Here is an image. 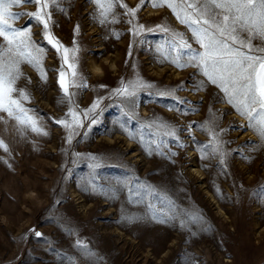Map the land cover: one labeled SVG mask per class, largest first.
Instances as JSON below:
<instances>
[{"label":"rangeland","instance_id":"obj_1","mask_svg":"<svg viewBox=\"0 0 264 264\" xmlns=\"http://www.w3.org/2000/svg\"><path fill=\"white\" fill-rule=\"evenodd\" d=\"M123 3L139 7L134 23L145 28L136 36L119 7L118 22L109 15L101 24L92 0L50 6L51 34L78 48L85 86L69 89L71 103L59 86L60 53L42 26L27 15L13 25L44 49L41 70L21 63L15 85L41 131L0 112V264H264V140L200 70L171 62L174 37L158 25L203 49L167 7ZM91 56L104 77L88 70ZM121 80L143 83L123 97L113 94ZM94 102L69 143L59 121Z\"/></svg>","mask_w":264,"mask_h":264},{"label":"snow or ice","instance_id":"obj_2","mask_svg":"<svg viewBox=\"0 0 264 264\" xmlns=\"http://www.w3.org/2000/svg\"><path fill=\"white\" fill-rule=\"evenodd\" d=\"M100 10L103 24L113 15L117 7L124 10L123 14L130 17L128 23L133 25L132 35L136 36L145 26L134 23L138 8H130L123 0H92ZM57 0H0V112L15 119L18 124L31 128L33 132H40L30 110L23 107V101L29 99L27 93L15 87L16 81L22 76L21 63L41 70L44 49L36 46L31 40L30 30L17 29L13 25L22 15L33 18L43 28L44 39L57 53L62 61L59 71V86L71 103L70 88L85 86L78 83L76 70V55L78 48L69 49L63 46L49 30L51 21L50 6ZM152 7H167L177 21L191 32V38L203 51H193L191 45L184 38V34L158 25L164 32H171L174 37L172 51L177 56L172 63L180 69L186 66L195 67L224 93L226 102L248 120V127L258 133L264 140V46H256L253 40L259 39L264 43V0H142ZM34 5V13L17 14L12 8L23 5ZM151 29H149L150 31ZM78 32V26H77ZM75 45V41H73ZM187 49L185 63H180V53ZM246 49V51H245ZM68 66L70 79L65 83ZM82 79V78H81ZM142 81H120V87L114 90V95L133 97ZM18 93V96H14ZM98 106V102L77 113L71 107L67 113L70 119L59 123L69 131L68 142L71 143L72 131L75 127L83 126L80 115L87 117ZM46 134V133H44ZM215 139V137H213ZM0 147L7 151L6 145L0 141ZM219 144L214 151L219 152ZM94 159V158H93ZM183 226V221H181Z\"/></svg>","mask_w":264,"mask_h":264},{"label":"bare ground","instance_id":"obj_3","mask_svg":"<svg viewBox=\"0 0 264 264\" xmlns=\"http://www.w3.org/2000/svg\"><path fill=\"white\" fill-rule=\"evenodd\" d=\"M148 14H149V16H153V17H157L160 15V13H154V12H150V11H148ZM108 63H109L110 70L112 72H116L117 66H116L115 62L114 61H110V62L108 61ZM88 70L90 71V73L92 75H95V76L104 77L106 75L105 68L98 64L95 56L89 57V59H88ZM138 106H139V110L146 112V109H145L144 104L142 102H139ZM73 194H74V192H73Z\"/></svg>","mask_w":264,"mask_h":264}]
</instances>
